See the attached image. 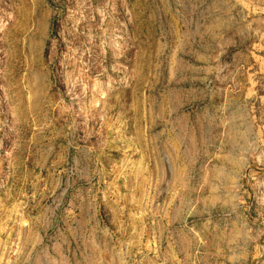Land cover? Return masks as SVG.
Here are the masks:
<instances>
[{"label": "rangeland", "instance_id": "374dc122", "mask_svg": "<svg viewBox=\"0 0 264 264\" xmlns=\"http://www.w3.org/2000/svg\"><path fill=\"white\" fill-rule=\"evenodd\" d=\"M0 264H264V0H0Z\"/></svg>", "mask_w": 264, "mask_h": 264}]
</instances>
